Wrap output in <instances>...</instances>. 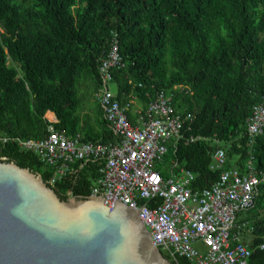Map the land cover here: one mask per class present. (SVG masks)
Wrapping results in <instances>:
<instances>
[{"label": "trees", "instance_id": "obj_1", "mask_svg": "<svg viewBox=\"0 0 264 264\" xmlns=\"http://www.w3.org/2000/svg\"><path fill=\"white\" fill-rule=\"evenodd\" d=\"M101 69L120 105L133 99L143 112L159 92L170 98L182 125L156 163L163 176L172 166L187 169L191 191H200L223 170L246 173L251 162L261 180L253 206L236 215L235 224L245 226L233 231L250 250L247 264H264V127L252 140L247 129L264 98V0H0V135L44 137L50 111L56 130L114 141L97 97V118L82 114L83 90L96 95ZM217 148L226 161L214 169ZM1 158L45 182L55 173L15 143L0 146ZM90 170L88 163L65 174L53 189L61 199L91 195Z\"/></svg>", "mask_w": 264, "mask_h": 264}, {"label": "built area", "instance_id": "obj_2", "mask_svg": "<svg viewBox=\"0 0 264 264\" xmlns=\"http://www.w3.org/2000/svg\"><path fill=\"white\" fill-rule=\"evenodd\" d=\"M111 57H116L115 47ZM112 63L113 60L108 61L107 65ZM101 70L104 73L96 97L114 141L83 140L80 134L56 130L52 125L56 121L48 120L44 137L19 139L0 135V146L15 143L54 167V175L46 181L51 187L65 174L75 176L89 163L93 167L90 171L96 174L91 195L100 197L109 207L120 200L137 209L151 244L170 261L185 258L192 264H247L250 250L233 230L245 226L235 224L236 215L253 206L261 180L251 162L247 163L246 173L223 170L213 184L200 191H191L193 174L187 169H170L163 176L155 165L171 140L177 138L182 125L169 104L170 98L159 92L145 111H136L135 122L131 123L126 116L130 101L120 105L114 99L107 87L109 75ZM263 127L264 98L252 107L247 120L250 140ZM225 161L224 151L217 148L212 153L211 168L219 169ZM258 248L264 250V242Z\"/></svg>", "mask_w": 264, "mask_h": 264}, {"label": "water", "instance_id": "obj_3", "mask_svg": "<svg viewBox=\"0 0 264 264\" xmlns=\"http://www.w3.org/2000/svg\"><path fill=\"white\" fill-rule=\"evenodd\" d=\"M138 214L120 200L61 199L39 174L0 159V264H171Z\"/></svg>", "mask_w": 264, "mask_h": 264}, {"label": "rangeland", "instance_id": "obj_4", "mask_svg": "<svg viewBox=\"0 0 264 264\" xmlns=\"http://www.w3.org/2000/svg\"><path fill=\"white\" fill-rule=\"evenodd\" d=\"M109 88H110L111 91L114 90V87L112 85H110ZM83 92H84L83 93L84 95L82 96L83 98L82 97L81 98L83 99L84 110H83L82 114L86 113V117H89V118H91V120L94 121V119L97 118V114H98L97 111H96V108H97L96 107L97 106V103H96L97 101L95 100L96 95L93 96L92 91L90 89L83 90ZM44 116H45V118H47L46 114ZM167 163L168 162L164 163L165 166H164V168H162V170H164L165 168L168 167ZM159 166L160 165H156V168H159Z\"/></svg>", "mask_w": 264, "mask_h": 264}, {"label": "crops", "instance_id": "obj_5", "mask_svg": "<svg viewBox=\"0 0 264 264\" xmlns=\"http://www.w3.org/2000/svg\"><path fill=\"white\" fill-rule=\"evenodd\" d=\"M129 108L131 109V111H132V115L134 114V113H136V111L139 109V108H143L142 107V105L139 103V102H137L136 100H130V106H129ZM140 110V109H139ZM46 113H49L52 117H53V120H50V118H48L47 117V120H50V121H56V118H55V115L52 113V112H50V111H47ZM45 113V114H46ZM102 115V114H101ZM134 116V115H133ZM135 117L136 116H134V118H133V120L131 121L132 123H134L135 122ZM112 133V132H111ZM67 134V133H66ZM81 136V135H80ZM173 167L174 166H172V169H173Z\"/></svg>", "mask_w": 264, "mask_h": 264}]
</instances>
